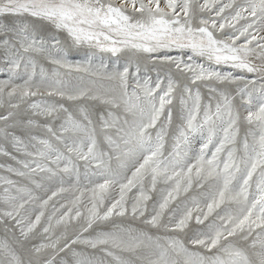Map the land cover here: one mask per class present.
Here are the masks:
<instances>
[{
    "label": "snow or ice",
    "instance_id": "1",
    "mask_svg": "<svg viewBox=\"0 0 264 264\" xmlns=\"http://www.w3.org/2000/svg\"><path fill=\"white\" fill-rule=\"evenodd\" d=\"M0 264H264V0H0Z\"/></svg>",
    "mask_w": 264,
    "mask_h": 264
}]
</instances>
